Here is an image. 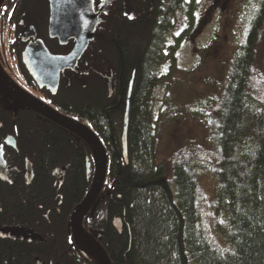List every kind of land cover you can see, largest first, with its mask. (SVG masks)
<instances>
[{
	"label": "trees",
	"instance_id": "1",
	"mask_svg": "<svg viewBox=\"0 0 264 264\" xmlns=\"http://www.w3.org/2000/svg\"><path fill=\"white\" fill-rule=\"evenodd\" d=\"M119 3L127 16L118 18V54L128 60H117V68L122 75V62L128 64V82L134 71L126 160L125 96L121 109L107 113L99 103L94 107L84 99L86 123L97 124L107 158L90 228L100 236L111 264H264V97L253 78L264 0L233 55L224 92L212 112L216 187L207 206L199 188L206 165L181 153L168 176L165 165L156 161L148 105L163 78L165 59L172 60L166 44L177 14L183 11L190 25L196 0ZM68 92L60 90L59 98L73 106ZM9 106L0 97V175L6 178L0 181V264H80L69 252V219L92 182L89 150L31 111ZM8 137L15 149L5 146ZM117 219L120 232L113 225Z\"/></svg>",
	"mask_w": 264,
	"mask_h": 264
},
{
	"label": "rangeland",
	"instance_id": "2",
	"mask_svg": "<svg viewBox=\"0 0 264 264\" xmlns=\"http://www.w3.org/2000/svg\"><path fill=\"white\" fill-rule=\"evenodd\" d=\"M260 1L200 0L190 25L180 11L166 44L172 60L165 59L163 78L155 84L148 100L149 123L157 138L156 161L165 165L168 176L181 153L195 164L206 165L205 174L199 177L206 206L212 203L216 187L212 172L216 162L212 112L224 92L233 55L245 39ZM39 17L44 22L47 13ZM1 31L0 78L10 81L15 70L7 50L8 31L3 26ZM177 32L180 35H175ZM255 60L253 78L264 97V28ZM209 227L213 230V223Z\"/></svg>",
	"mask_w": 264,
	"mask_h": 264
},
{
	"label": "flooded vegetation",
	"instance_id": "3",
	"mask_svg": "<svg viewBox=\"0 0 264 264\" xmlns=\"http://www.w3.org/2000/svg\"><path fill=\"white\" fill-rule=\"evenodd\" d=\"M71 1L74 0H59V5L68 6ZM80 1L85 11L89 13L85 44L75 57V61L70 64L64 62L55 68L57 60H67L76 51L82 32L64 42L55 36L52 37L49 33V0H0V44L3 41L1 40L3 26L8 31L7 50L15 70L13 80L1 79L60 115L87 127L100 140L95 131L98 128L97 124L86 123L83 114L88 108L84 99L94 107L99 103L100 108L104 109L103 113H107L112 108L121 109L125 96L126 110L128 90L130 83L133 85L134 71L131 72L128 82L129 66L122 62V75L119 74L117 60H128V58L118 54L117 30L120 27L118 20L127 16V10L119 3L122 0H113L103 10L101 8L105 0H99V3L94 0ZM37 13L38 16H34ZM44 13H47V18L43 22L39 16ZM3 15L6 20L2 19ZM52 74L54 77L50 76ZM60 90L69 91L73 106H68L60 100L58 95ZM142 101L143 97L139 100L140 107ZM9 105L13 111L21 109L12 103ZM91 120L96 123L94 118ZM75 139L80 141L76 137ZM1 180L5 181L6 178L0 175ZM95 208L96 203L83 219L82 225L100 244V236L89 225V221L95 215ZM72 242L69 248L70 255L78 259L80 264H96L94 260L79 251L73 239Z\"/></svg>",
	"mask_w": 264,
	"mask_h": 264
},
{
	"label": "water",
	"instance_id": "4",
	"mask_svg": "<svg viewBox=\"0 0 264 264\" xmlns=\"http://www.w3.org/2000/svg\"><path fill=\"white\" fill-rule=\"evenodd\" d=\"M113 0H105L101 10L105 9ZM50 5V19H49V33L53 37H57L64 42L68 38L77 36L82 32V37L76 51L67 60H57L55 68L62 65V63L70 64L75 61V57L81 51L85 44L86 33L88 31L87 13L80 0L69 2L68 6L61 7L59 0H49ZM54 77V74L50 75ZM130 83L128 90V100L131 93ZM55 86V85H54ZM0 97L12 103L21 109L31 111L42 119L52 123L58 128L70 133L72 136L78 138L89 149L93 161V178L89 190L82 200V202L73 210L69 227L72 239L80 252L85 254L90 259L94 260L96 264H111L106 252L102 246L94 239L83 227V219L97 202L104 187L106 179V165L107 158L103 145L96 135L87 127L66 118L50 107L44 105L33 97L17 90L4 80L0 78ZM126 103V110L123 117V131H122V147L123 156L126 160V131L128 125V108L129 103ZM5 146L10 149H15V141L12 137L6 138ZM117 232L121 231L120 220H115L113 223Z\"/></svg>",
	"mask_w": 264,
	"mask_h": 264
},
{
	"label": "snow or ice",
	"instance_id": "5",
	"mask_svg": "<svg viewBox=\"0 0 264 264\" xmlns=\"http://www.w3.org/2000/svg\"><path fill=\"white\" fill-rule=\"evenodd\" d=\"M185 2L187 3L188 2V0H185ZM196 3L197 4H199L200 3V0H196ZM175 35H180V33L179 32H177V33H175ZM177 55H179V53H177ZM166 70V69H165Z\"/></svg>",
	"mask_w": 264,
	"mask_h": 264
}]
</instances>
